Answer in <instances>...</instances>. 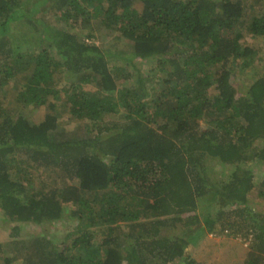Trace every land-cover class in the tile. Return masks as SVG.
<instances>
[{"label":"trees","instance_id":"trees-1","mask_svg":"<svg viewBox=\"0 0 264 264\" xmlns=\"http://www.w3.org/2000/svg\"><path fill=\"white\" fill-rule=\"evenodd\" d=\"M32 10L0 0L4 264H213L205 240L226 232L264 264V67L234 80L264 0H50L23 45ZM60 219L65 250L13 236Z\"/></svg>","mask_w":264,"mask_h":264},{"label":"rangeland","instance_id":"rangeland-1","mask_svg":"<svg viewBox=\"0 0 264 264\" xmlns=\"http://www.w3.org/2000/svg\"><path fill=\"white\" fill-rule=\"evenodd\" d=\"M38 0H23V2L29 6L33 7V10L31 11L30 15L33 18V22L26 23L24 20L17 21V28H13L11 32V36H17L19 42H21L23 45L27 44L28 40L26 38L31 39V41H37L39 34H40V28L42 27L41 22L38 21V19H45L46 21H55L56 18L53 17V15L50 12H42L45 11L50 6V0H47V3L42 7H37L35 5V2ZM257 9V8H256ZM254 13V11H251ZM250 13V17L252 15ZM249 17V19H250ZM39 31V32H38ZM39 33V34H38ZM36 35L38 37L36 38ZM30 36V37H29ZM254 44H256L257 48V55L256 59L254 60V63L252 64V67L249 69H243L242 67L237 69L236 75H235V83L241 87L250 84L258 75L262 73L263 67H264V39L262 38H256L254 39ZM260 57V58H259ZM148 63V62H147ZM150 64V62H149ZM148 65V64H146ZM30 108V114L35 118V120H38L42 118L43 112L40 108L29 106ZM264 206V204H263ZM3 212L0 209V242L6 241L9 238L12 237V228L13 225L17 223H13L11 221L4 220L2 218ZM67 223V224H66ZM69 222H67L64 219L56 220L53 224L48 225L47 228H43V226L34 225L33 223L27 222L23 223L20 227L19 233L16 235H13L14 237L24 236V235H30L34 234L39 230H42L43 232H48L49 236H53V238L56 239V242L58 243L59 250H65L67 248V241H62L64 239V234L66 232V229H64L65 225H68ZM227 234V232H226ZM226 234H221L219 236L212 234L211 238H207L205 240V251H206V257L213 263V264H239L240 258L242 255L240 254L242 252L241 247H244L248 244L245 243L244 237H238L234 238L232 241V238L229 241H227ZM228 235V234H227ZM226 237V241L228 243L227 249H233V251L225 252V247L221 243V239ZM195 249V248H194ZM197 254V250L194 252ZM3 254L0 252V264H4L3 260ZM223 260V261H222ZM233 260V261H232ZM15 264V263H14Z\"/></svg>","mask_w":264,"mask_h":264},{"label":"built area","instance_id":"built-area-1","mask_svg":"<svg viewBox=\"0 0 264 264\" xmlns=\"http://www.w3.org/2000/svg\"><path fill=\"white\" fill-rule=\"evenodd\" d=\"M240 237H241V236H240ZM245 243H246V244H249V243H250V241H249L248 238H245Z\"/></svg>","mask_w":264,"mask_h":264}]
</instances>
